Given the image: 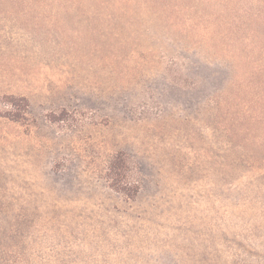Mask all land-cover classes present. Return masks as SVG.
Segmentation results:
<instances>
[{
  "label": "rangeland",
  "instance_id": "374dc122",
  "mask_svg": "<svg viewBox=\"0 0 264 264\" xmlns=\"http://www.w3.org/2000/svg\"><path fill=\"white\" fill-rule=\"evenodd\" d=\"M0 264H264V0H0Z\"/></svg>",
  "mask_w": 264,
  "mask_h": 264
},
{
  "label": "trees",
  "instance_id": "16d2710c",
  "mask_svg": "<svg viewBox=\"0 0 264 264\" xmlns=\"http://www.w3.org/2000/svg\"><path fill=\"white\" fill-rule=\"evenodd\" d=\"M107 177L110 186L118 192L133 197L138 189L135 187H127L126 185V163L120 156H115L110 159L107 167Z\"/></svg>",
  "mask_w": 264,
  "mask_h": 264
}]
</instances>
